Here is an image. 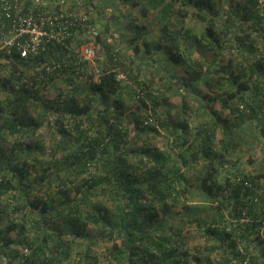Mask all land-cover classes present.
I'll return each mask as SVG.
<instances>
[{
    "label": "trees",
    "instance_id": "16d2710c",
    "mask_svg": "<svg viewBox=\"0 0 264 264\" xmlns=\"http://www.w3.org/2000/svg\"><path fill=\"white\" fill-rule=\"evenodd\" d=\"M175 1L168 0L165 10ZM131 2L145 14L149 5L157 7L163 0ZM261 3L181 0L179 8L168 12L170 17L176 15L177 28L163 33L160 37L165 41L155 45L166 52L172 64V79L165 78V82L177 84L178 90L184 88L185 94L197 99L202 85L220 103L219 110L211 111L205 108L207 101L200 100L212 120L199 124L192 145L186 138L188 123L172 116L169 108L165 119L160 120L156 90H151L146 81L140 84L130 71H126L127 76L138 85L134 92L140 104L136 110L125 111L123 86L116 70V65L123 66L124 59L118 58L110 46L106 45L107 59L96 73L87 70L84 60L78 61L71 43L78 26L90 25L88 19L75 24L63 43L50 45L30 60L21 59L15 52L0 53V72L6 70L0 77V203L5 196L12 206L9 211L2 208L10 220L8 226H3L4 216L0 214V258L6 257L5 264H13L17 257L22 259L19 264L60 263L70 257L72 239L87 235L89 228L113 241L109 264H190L183 260L189 252L187 248L181 250L185 243L180 238L184 235L182 227H166L169 219L172 223L194 222L204 227L208 236L222 244L227 241L236 264H264V169L257 175L233 172L220 181L215 166L216 161H223L224 153L241 147L244 139L239 137L246 133L245 127L264 148V59L247 62L257 56L258 50L251 32L243 26L252 18L264 23ZM30 5L29 1L21 4V12H46L41 4L36 8ZM187 17L203 24L200 34L186 25ZM129 27L136 31L132 39H139L142 27L134 21ZM262 31L264 40V27ZM175 37L183 38L185 50L179 49ZM222 37H233L231 47L246 60L244 64L234 62L233 57L222 62L227 47ZM96 38L100 41V34ZM142 43L144 50L152 53V45L147 40ZM205 47L217 55L213 68L210 63L203 64L206 58L192 56L195 49L200 52ZM134 49L138 52L139 48L135 45ZM255 73L258 75L253 79ZM59 79L64 86L50 95ZM226 85L233 89L224 88ZM201 97L206 99L204 94ZM150 104L161 127L181 138L178 143L175 137L168 151L131 146L139 135L158 129L154 122L145 123L150 116L140 111ZM181 106L183 111L188 109L184 102ZM51 129L57 139L50 156L44 158L46 149L40 139L44 130L50 134ZM38 154L42 156L38 158ZM172 155L181 158L184 166L190 161L199 164L195 184L185 179ZM262 158L264 161V150ZM189 188L215 202L216 212L184 206L175 216L170 215L165 201L175 203ZM226 204L233 208L230 226L219 210ZM245 216L248 220L240 221ZM27 221L36 234L31 243L24 236ZM14 231L17 234L12 238ZM66 234L72 237L64 240ZM20 243L30 247L28 254L19 256L16 248L7 251ZM238 243L247 246L243 254L236 248ZM255 245L261 251L258 257L248 254L249 246ZM83 256V264H89L88 252ZM196 259L199 262L201 258ZM228 259L222 257L218 264H227Z\"/></svg>",
    "mask_w": 264,
    "mask_h": 264
},
{
    "label": "rangeland",
    "instance_id": "374dc122",
    "mask_svg": "<svg viewBox=\"0 0 264 264\" xmlns=\"http://www.w3.org/2000/svg\"><path fill=\"white\" fill-rule=\"evenodd\" d=\"M21 4L24 5L27 1L30 2V7H38V4H41L45 7L46 12H51L52 8L57 7L58 10H62L65 12L84 15L86 19L90 20L91 23H83L78 26L74 31L75 38L71 43L72 47L76 52V56L79 62L85 61L87 70H92L95 73L105 64L106 56V45L111 47V50L115 52V55L118 58H123L124 63L123 66L116 65V70H118V78L123 86V108L125 111H131L138 109V98L135 96L134 89L138 85L133 83L132 78L127 76L126 71H130L131 75H136L138 82L140 84L144 81L147 82L148 87L151 90H156V96L158 100V114L159 119H165L166 109H170L171 115H176V119L184 120L188 123V131L186 134L187 140L191 143H194L193 140L196 136V129L200 126V123H207L212 120L210 116L205 113L203 108L201 107L200 100L204 103L207 101L206 109L209 110H219L220 103L212 98L213 94L209 92L202 85L199 86L201 89V94L196 96L188 95L184 93V88H180L178 90V86L176 85H168L165 82V78L171 76L172 72V64L168 61L167 54L163 49L156 48V43L164 42L162 41L161 35L167 32H174L177 28L176 15L171 16L168 14L170 10H175L179 8L181 4V0H176L173 3V6L167 10H165V5L168 0H163L160 5L157 7L149 5L146 8L145 14L140 13V7L132 5L131 0H20ZM244 1V0H239ZM37 2V3H36ZM131 2V3H130ZM261 3L262 0H259ZM264 11V3H261ZM130 21H134L138 23L143 31L139 37V39H132L136 34V31H133L130 27ZM186 25L192 27L193 30L200 34L203 28V24L198 21L187 17L185 21ZM244 28L248 32H251L252 38H254L258 53L256 57H250L249 61L264 59V40H263V31L264 23L259 20L252 18L250 21H246L243 23ZM261 28V30H259ZM101 36L100 41L96 38L97 35ZM183 37V36H182ZM182 37H175L179 49H186V45H184V41ZM143 40H147L153 47L152 53H148L144 50ZM172 39H169L171 41ZM173 42V40H172ZM231 42H233V37L229 40L222 37L223 46H227L222 53L223 60L222 62H227L230 57L234 58V62H240L244 64L246 60L240 56V53L231 47ZM86 44H90L94 48V56L92 58H84L82 55V47ZM138 46V52H135L134 46ZM193 58H206V61L203 64L210 63V68L215 66V62H217L216 53L210 52L207 47L203 48L202 51L198 52L196 49L192 52ZM132 60H134L132 62ZM209 60V61H208ZM203 61V60H202ZM32 65V64H31ZM30 65V66H31ZM238 66V65H237ZM234 71L235 68L233 67ZM182 70H179L181 72ZM6 75V70L3 69L0 72V77ZM258 73L253 75V79L256 78ZM217 75L213 74V77ZM172 79V77H170ZM169 78V79H170ZM175 80V78H174ZM58 86H64V81L61 79L57 80L54 83L53 89L50 91V95H54L56 93V88ZM172 86V87H170ZM229 90H232L231 85H226ZM206 95V99L201 97V95ZM182 102H184L188 109L185 111L182 110ZM152 104V103H151ZM148 105L147 109L140 110L142 115L150 116L152 118L151 123H156L158 129L157 131L139 135V138L132 142L131 146L142 148L144 146H149L152 149H157L159 151L165 152L168 151L171 146H173V139L175 137L178 138V143H180L181 138L179 135L171 133L161 125L157 121V117L154 115L152 111V106ZM179 107V109H177ZM51 118V117H50ZM199 128V127H198ZM246 133H240V139H244L242 141V145L238 150L228 151L225 154V157L222 162H215L218 178L220 181H224L225 177L229 174L234 173H242L244 175H257L261 168L264 169V161L262 158L263 155V146L261 141L255 139L253 135L248 134L246 127L244 128ZM50 134L48 131L44 130V136L40 141L45 146L46 153L45 157L50 156V148L56 142V134L52 129L50 130ZM48 133L45 134V133ZM131 134V132H130ZM181 136V135H180ZM127 139V138H126ZM235 141L238 140L237 137L233 138ZM130 144V143H129ZM179 145V144H178ZM184 148L187 145L183 146ZM177 150V149H176ZM42 155L38 154L37 157L40 158ZM171 159L175 161V163L180 166L181 172L184 173L185 179L189 181L191 185L195 184L198 180L199 175V164L198 163H190L188 166L182 165L181 158H178L177 155H172ZM218 160V159H216ZM138 166H141L140 163H136ZM144 167L141 169L143 170ZM262 170V169H261ZM87 175V174H86ZM260 191V190H259ZM11 201L9 197H3L0 203V214L4 216L3 218V226H8L10 224V220L8 217H5V213L2 211V208H6L8 211L12 207L10 205ZM165 205L168 207L170 211V215L175 216L177 212L182 211L184 206H192L195 210H207L209 213L211 211H215V202H211L210 199L203 193H200L193 189H188L184 193H181L180 196L175 200V203L170 199L165 201ZM222 219L226 221V225L230 226V223L233 219V208L229 206V204L222 205L221 209ZM217 210V212L219 211ZM12 215V214H11ZM171 216V217H172ZM247 216L243 217L246 218ZM174 223V222H173ZM171 219L167 220L164 225H172V226H180L182 227L183 245L181 244V250L187 248L189 252L188 258H183L184 261L187 260V263L190 264H218V261L222 257L228 256L227 264H236L237 258H235L227 246V241L219 242L216 238H212L204 233V227L198 226L196 223L188 221L186 223H174ZM164 225L162 227L164 228ZM11 237L15 238L17 232L14 231L11 233ZM35 230L30 226V222H25L24 236L26 240L31 243L33 238L35 237ZM264 236V233H262ZM252 234L249 236L251 237ZM72 235L66 234L63 239H70ZM20 238V237H19ZM113 241H108L107 238L101 237L97 231L93 228L87 229V235L82 237L73 238L71 242V252L70 257L64 258L60 263L56 264H83L84 256L82 254L84 252H88L90 255L89 264H109V248ZM246 244L242 245V243L237 244V249L243 254L246 252L245 247ZM26 244L20 243L11 245L8 252H12L13 248H16L19 251V256L28 254L30 252V247H26ZM213 249H209L210 247ZM248 254L252 257H258L260 254V249L255 245L249 246ZM11 254V253H10ZM48 254V251L44 253V256ZM199 256L201 259L198 260L196 257ZM260 257V263L262 262ZM6 257L0 258V264H5L4 260ZM22 261L20 257H17L13 260V264H19Z\"/></svg>",
    "mask_w": 264,
    "mask_h": 264
},
{
    "label": "built area",
    "instance_id": "2783aa9c",
    "mask_svg": "<svg viewBox=\"0 0 264 264\" xmlns=\"http://www.w3.org/2000/svg\"><path fill=\"white\" fill-rule=\"evenodd\" d=\"M84 20V15L62 10L38 14L21 12L19 0H0V53L9 55L15 52L21 59L30 60L50 45L63 43L71 36V28ZM94 53L92 45L82 47L85 58H92ZM148 120L152 122L151 117L144 122ZM247 220L248 217L240 218V221Z\"/></svg>",
    "mask_w": 264,
    "mask_h": 264
},
{
    "label": "crops",
    "instance_id": "0c3cea01",
    "mask_svg": "<svg viewBox=\"0 0 264 264\" xmlns=\"http://www.w3.org/2000/svg\"><path fill=\"white\" fill-rule=\"evenodd\" d=\"M35 2V0H33Z\"/></svg>",
    "mask_w": 264,
    "mask_h": 264
}]
</instances>
